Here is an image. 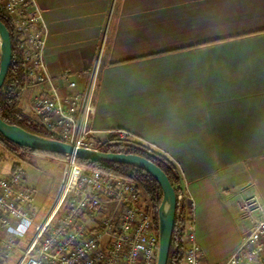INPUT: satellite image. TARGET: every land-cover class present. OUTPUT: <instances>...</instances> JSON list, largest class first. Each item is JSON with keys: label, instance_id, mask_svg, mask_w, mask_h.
I'll return each instance as SVG.
<instances>
[{"label": "crops", "instance_id": "crops-1", "mask_svg": "<svg viewBox=\"0 0 264 264\" xmlns=\"http://www.w3.org/2000/svg\"><path fill=\"white\" fill-rule=\"evenodd\" d=\"M36 1L55 85L66 93L69 73L82 90L100 60L94 131H127L176 165L202 256L224 264L247 228L241 199L264 217V0Z\"/></svg>", "mask_w": 264, "mask_h": 264}, {"label": "built area", "instance_id": "built-area-1", "mask_svg": "<svg viewBox=\"0 0 264 264\" xmlns=\"http://www.w3.org/2000/svg\"><path fill=\"white\" fill-rule=\"evenodd\" d=\"M0 14L18 40L29 86L43 90L32 95L30 108L45 130L62 142L95 150L98 139L126 142L132 138L124 130L100 137L93 129L100 60L94 61L80 91L77 81L65 73L67 91L63 93L48 73L47 28L37 1L0 0ZM26 163L22 158L10 174L0 175V264L14 260L16 264H156L155 214L135 182L88 173L68 157L55 200L42 214L27 182ZM176 196L177 207L187 219L181 264H207L196 239L195 201L185 188ZM262 213L258 197L241 199L240 219L247 228L241 246L224 264H264Z\"/></svg>", "mask_w": 264, "mask_h": 264}, {"label": "trees", "instance_id": "trees-1", "mask_svg": "<svg viewBox=\"0 0 264 264\" xmlns=\"http://www.w3.org/2000/svg\"><path fill=\"white\" fill-rule=\"evenodd\" d=\"M0 21L10 31L13 45V55L9 73L0 90V117L7 124L19 126L32 134L59 140L58 137L45 130L33 114L29 115L26 113V107L21 102V97L23 91L29 86V81L25 73V66L22 61L21 53L17 47L18 40L8 20L2 14H0ZM96 149L102 152L135 154L144 157L157 165L167 175L176 193L181 189V176L176 165L164 155L143 145L134 138H130L126 142H120L116 138L98 139ZM0 150L13 160V168L17 164V160L24 157L45 156L52 161H68V157L64 155L40 152L17 146L5 139L1 134ZM77 164L83 167L88 173L100 172L109 177L129 179L135 182L141 193L142 200L149 205V211L155 214V224L157 227V212L162 202V190L157 181L149 173L138 167L125 164L86 160H77ZM186 220L185 213L180 211L179 207H177L168 264L182 263L186 248L183 239ZM11 264H16V260Z\"/></svg>", "mask_w": 264, "mask_h": 264}, {"label": "water", "instance_id": "water-1", "mask_svg": "<svg viewBox=\"0 0 264 264\" xmlns=\"http://www.w3.org/2000/svg\"><path fill=\"white\" fill-rule=\"evenodd\" d=\"M12 55L10 31L0 21V90L8 76ZM0 134L11 143L30 150L60 154L75 160L131 165L149 173L162 190V202L157 212L159 246L156 264H168L177 211V196L169 178L157 165L135 154L79 148L60 140L32 134L19 126L7 124L1 117Z\"/></svg>", "mask_w": 264, "mask_h": 264}, {"label": "rangeland", "instance_id": "rangeland-1", "mask_svg": "<svg viewBox=\"0 0 264 264\" xmlns=\"http://www.w3.org/2000/svg\"><path fill=\"white\" fill-rule=\"evenodd\" d=\"M31 99V93H29L28 90H24L21 102L26 107V113L29 115H32L30 110ZM24 158L27 159L25 165L27 182L29 186L34 189L37 204L41 209V213L44 214L55 200L67 162L52 161L45 156ZM18 162L19 160H17V163ZM13 164V160L0 150V174L8 169H13Z\"/></svg>", "mask_w": 264, "mask_h": 264}, {"label": "bare ground", "instance_id": "bare-ground-1", "mask_svg": "<svg viewBox=\"0 0 264 264\" xmlns=\"http://www.w3.org/2000/svg\"><path fill=\"white\" fill-rule=\"evenodd\" d=\"M54 209V208H53Z\"/></svg>", "mask_w": 264, "mask_h": 264}]
</instances>
